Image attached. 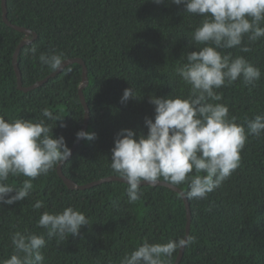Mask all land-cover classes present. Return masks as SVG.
Here are the masks:
<instances>
[{
  "label": "trees",
  "instance_id": "obj_1",
  "mask_svg": "<svg viewBox=\"0 0 264 264\" xmlns=\"http://www.w3.org/2000/svg\"><path fill=\"white\" fill-rule=\"evenodd\" d=\"M7 17L13 24L32 30L37 37L23 45L18 65L23 86H30L53 73L39 61L40 54L64 53L66 59L81 58L88 69L84 89L90 109L87 132L63 164L66 177L79 185L116 176L111 169V150L122 129L147 134L146 118L155 117L150 97H187L190 85L176 75L178 64L187 63L186 53L197 51L192 33L201 17L185 14V5L155 4L151 0H6ZM26 34L3 20L0 0V116L6 120L45 119L54 137L75 144L85 121L79 96L82 65L73 63L43 85L24 92L18 89L13 55ZM30 35L28 38H32ZM247 42V38H245ZM38 49L33 56L29 49ZM242 53L228 49L233 57L245 56L261 70L255 86L242 79L218 91L229 116L238 124L264 115V38ZM137 99L121 103L126 88ZM48 108L62 120H47ZM247 126L245 125V128ZM24 176L7 183L19 187ZM162 182H165L161 180ZM33 191L24 201L0 205V260L13 254L11 235L16 231L44 234L43 264H119L120 258L149 243H166L186 235L187 211L181 194L164 185H141L140 200L130 203L127 183L109 181L80 190L69 189L57 168L33 180ZM176 187L186 193L187 183ZM41 200L44 207L32 205ZM190 234L196 243L185 248L179 264H264V133L249 136L241 152L240 167L208 194L207 199L188 200ZM86 215L89 226L80 235L47 239L37 227L44 211L61 212L66 207ZM179 251L174 253L175 264ZM22 255V254H21Z\"/></svg>",
  "mask_w": 264,
  "mask_h": 264
},
{
  "label": "clouds",
  "instance_id": "obj_2",
  "mask_svg": "<svg viewBox=\"0 0 264 264\" xmlns=\"http://www.w3.org/2000/svg\"><path fill=\"white\" fill-rule=\"evenodd\" d=\"M155 4L185 5V14L201 17L192 33L191 44L197 51L186 53L187 63L178 64L176 75L190 85L187 97L152 95L155 117L146 118L145 135L136 130L122 129L117 133L111 150V169L122 177L130 203L140 200L141 184L155 185L161 180L177 186L184 183L188 200L207 199L240 167L241 152L249 136L264 133V115H256L238 124L229 116L226 104L215 103L223 96L218 90L242 79L255 86L261 70L245 56L233 57L228 49L250 53L252 43L264 38V0H151ZM247 38V42H245ZM38 49L29 52L35 56ZM42 65L56 72L67 61L64 53L40 54ZM130 87L123 92L121 103L137 99ZM47 120H62L48 108L42 110ZM245 125L247 126L245 128ZM53 127L45 119L6 120L0 116V205H12L28 198L33 180L63 165L72 156V149L63 136L54 137ZM95 133L84 130L76 140L92 141ZM24 176L19 187L7 183L10 177ZM33 208L44 207L37 200ZM89 226L86 215L69 206L61 212L44 211L37 227L46 229L47 239H64L67 234L80 235ZM13 254L0 264H43L41 251L46 246L44 234L16 231L11 235ZM196 243L192 235L170 239L166 243H149L124 254L119 264H172L174 253ZM22 254V255H21Z\"/></svg>",
  "mask_w": 264,
  "mask_h": 264
},
{
  "label": "water",
  "instance_id": "obj_3",
  "mask_svg": "<svg viewBox=\"0 0 264 264\" xmlns=\"http://www.w3.org/2000/svg\"><path fill=\"white\" fill-rule=\"evenodd\" d=\"M2 8H3V20L5 21V23H7L9 26L15 28L16 30L26 34L25 38L21 41V43L19 44V46L17 47V49H16V51H15V53L13 55V65H14V69H15V72H16V75H17L18 89H20V90H22L24 92L33 90V89L43 85L44 83H46L49 80V78L54 77L56 74L60 73L63 70V68L58 70V71H56V72L51 73L46 78H44V79H42L40 81H37L33 85L23 86L22 74H21V71L19 69L18 60H17L18 59V54L20 52V48L23 45L31 43L37 37V34L35 32H33L32 30H30V29H27V28H24V27H20V26H17V25H13L8 20V17H7V2H6V0H2ZM30 35H33V37L32 38H28ZM73 63H79L83 67V69H82V82H81L80 87H79V96H80L81 102H82V104L84 106V109H85V121H84V125H83L82 130L86 131L87 127H88V122H89V119H90V109H89V106H88V104L86 102V98H85V95H84V89L87 87V85L89 83L88 69H87V67L85 65V62L81 58L67 59V61L64 64V67H66V66H68L70 64H73ZM81 141H82V139L79 140V141H76L75 144L72 146V148H71L72 149V154H73L74 150L76 149V147L78 146V144ZM57 172H58V175L63 179V181L65 182L67 187L69 189H72V190H74V189L84 190V189H88V188H91V187H94V186H97V185H100L102 183L109 182V181H121V182H125L126 183V181L122 177L109 176V177H106V178H103V179H100L98 181H94V182H91V183H88V184H85V185H79V184H77L76 182H74L73 180L69 179L68 177H66L64 175V173H63V165H61L60 167H57ZM141 185H148V183L144 182ZM156 185L167 186V187L177 191L179 194L182 195L184 203H185L186 211H187L186 235H189L190 234V230H191V208H190V203L188 202V199H186L184 197V195H183V193H184L183 190H181L180 188H178L176 186L170 185L167 182H162V181H160L159 183L155 184L154 186H156ZM184 251H185V248H182L181 250H179V253H178V256H177L175 264H179L180 263V261L182 260Z\"/></svg>",
  "mask_w": 264,
  "mask_h": 264
}]
</instances>
